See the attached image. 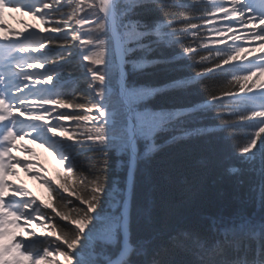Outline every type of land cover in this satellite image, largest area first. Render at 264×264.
I'll return each mask as SVG.
<instances>
[{
  "label": "snow or ice",
  "instance_id": "1",
  "mask_svg": "<svg viewBox=\"0 0 264 264\" xmlns=\"http://www.w3.org/2000/svg\"><path fill=\"white\" fill-rule=\"evenodd\" d=\"M84 3L67 0L71 9L67 11L62 0H0V19L3 9L12 7L24 9L41 25H49L29 26L32 30L27 34L13 32L16 39L0 36V264H132L126 257L144 252L142 247L134 250L128 241L132 170L141 158L138 143L144 142L143 157H147L157 149L158 133L178 132L170 142L202 133L206 130L187 129L186 125L195 113L218 107L229 110L227 118L221 116L227 130L238 128L249 133L246 142L236 148V155L249 171L258 173L259 184L252 190L258 191L264 211V84L259 82L264 77V0H99L98 5L92 0L88 8L94 11L80 15ZM138 8L154 11L160 18L151 23L133 19ZM219 13L232 21L215 29L226 37L218 41L226 47L215 50L222 61L214 67L205 65L191 79H176L169 86L180 88L199 82L215 69L231 65L229 90L191 107L139 110L141 101L161 89L131 87L125 80L126 57L143 53L144 58L131 62L134 70H143L173 59L163 55L147 58L149 54L182 46V55L194 64L197 56L207 60L209 57L197 53L188 41L199 35L201 20L214 24ZM85 25L92 27L81 31ZM238 28L247 31L236 35ZM94 32L104 35L94 36ZM241 40L258 44L245 47L235 43ZM57 47H64V53L54 52ZM250 55L255 59L249 60ZM76 57L85 62L82 78H87L90 91L81 95L91 97L86 103L69 102L65 91L73 79L67 66ZM240 60L245 63L233 65ZM117 77L118 86H114ZM217 101L222 103L217 105ZM66 121L75 122L71 131L63 123ZM25 138L51 151L64 169L58 184L44 169L33 174L32 178L48 189V201L38 200L23 184L8 180L9 176H19L18 167L26 173L40 167L13 155L23 150L35 156L33 150L18 147L17 141ZM109 153L129 154L125 190L110 182ZM77 157H81L79 162ZM244 171L237 166L226 170L237 183H243L239 177ZM208 219L211 240L186 230L172 237L191 243L195 264H264V217L259 222L244 214ZM37 230L43 240L31 239ZM118 236H123L119 258H108L104 246ZM180 246L186 245L181 242ZM151 264L164 262L154 259Z\"/></svg>",
  "mask_w": 264,
  "mask_h": 264
},
{
  "label": "trees",
  "instance_id": "2",
  "mask_svg": "<svg viewBox=\"0 0 264 264\" xmlns=\"http://www.w3.org/2000/svg\"><path fill=\"white\" fill-rule=\"evenodd\" d=\"M90 2L85 0L81 15L94 11L88 8ZM135 11L133 19L151 23L160 18L154 11H146L143 8ZM200 24L199 35L188 42L197 48V53L207 55V60L202 61L197 56V62L194 64L186 55H182V46L149 54L147 58L163 55L173 59L143 70H134L131 63L144 58L143 53L136 52L127 57L129 62L126 64V82L131 87L161 89L154 96L141 101L139 109L158 111L162 108L191 107L203 103L212 95H220L229 90V80L232 76L230 71L224 70L225 68L215 69L196 83L180 88L169 86L176 79H191L197 71H203L205 65L214 67L217 61H222L223 57H217L215 50L203 47L208 31L203 26V20ZM101 35L104 33L99 32L97 36ZM63 49L64 47H57L54 51L58 50L59 54H62ZM113 82L116 86V79ZM81 93L79 89L68 95V101L86 103L89 99ZM221 103L222 101L216 102L217 105ZM228 111L227 108L218 107L215 110L195 113L186 128H203L206 131L193 132L179 141L170 142L174 134L179 135L178 132L158 133L155 138L157 149L147 157H143L144 142L138 143V156L141 158L138 160L134 176L129 232L132 248L138 250L142 247L144 252H132L129 257L132 264H151L154 259L162 260L164 264H195V249L191 243L183 241L182 237L177 240L172 237L186 230L211 240L209 217L221 214L225 217L236 214H264L260 208L258 191L252 190L253 186L259 184L260 177L258 173L249 171L248 165L241 164L240 157L236 155V148L246 142L247 133L238 128H225L221 116L227 118ZM80 159L81 157H77L78 162ZM107 159L110 166V182L115 181L119 188L124 190L129 154L109 153ZM232 166L245 170L239 177L243 183H237L236 177L227 174L226 170ZM61 175L60 172L57 173V183ZM71 207L70 205L69 208ZM258 209L260 212H257ZM121 240V236H118L113 243L104 246V251L109 254L108 258H115L119 253ZM181 242L186 246L181 247Z\"/></svg>",
  "mask_w": 264,
  "mask_h": 264
},
{
  "label": "rangeland",
  "instance_id": "3",
  "mask_svg": "<svg viewBox=\"0 0 264 264\" xmlns=\"http://www.w3.org/2000/svg\"><path fill=\"white\" fill-rule=\"evenodd\" d=\"M27 0H24V2H26ZM12 11V16L11 18H8V22L9 24L6 25V23L3 25L4 27H0V32H4L7 31V36H9L12 39H16L15 37L12 36L13 32H20V33H25L27 34V31H31L32 29L29 26L35 25L37 27H43L44 25H41L39 20L33 19L31 15L26 14V11L24 9L21 10H16L14 8L10 9ZM223 13H219L218 14V19L216 20L217 22H219L223 27L225 25V23H231L232 21H227L223 19ZM0 23H4L3 21H1ZM5 35V36H6ZM240 44H243L242 42H247V45H245V47H255L257 46L258 42H254V41H238ZM262 53H256L255 55H260ZM255 55H250L249 58H253L255 57ZM77 58V57H76ZM71 60V58L69 59ZM77 60V59H75ZM74 60V62H75ZM40 71V70H38ZM141 111L144 110H148V111H156V110H151V109H139ZM17 116H19V113H16ZM55 115V114H54ZM20 119H24L25 117L20 116ZM27 122V121H26ZM23 147H27L28 149H31L35 152V156L30 155L26 152H24L23 150H20L17 157H19L22 161L24 162H28V163H33L36 165H39V168H35L33 169V173H26L24 171V169L22 167H18L16 169V171L19 173L18 177H14V176H9L8 180L12 183H15L17 185L23 184L25 187H27L34 195L35 197H37L38 199L42 196V198H45L47 195L46 189L44 187V185L32 178L33 174L36 171H41V169H44V167H51L52 164H55L58 160L54 157V155L51 152H46L44 147H41L39 143H29L28 142V138L25 142V144L22 145ZM21 148V149H22ZM47 173V171H46ZM41 174H44L43 172H41ZM51 176V173L50 175ZM32 240H43V237L39 236V230H37V236L36 237H32ZM27 242H31V241H26Z\"/></svg>",
  "mask_w": 264,
  "mask_h": 264
},
{
  "label": "water",
  "instance_id": "4",
  "mask_svg": "<svg viewBox=\"0 0 264 264\" xmlns=\"http://www.w3.org/2000/svg\"><path fill=\"white\" fill-rule=\"evenodd\" d=\"M125 79H126V71H125ZM135 168H136V162H135V165H134L133 170H132L133 171L132 184H133ZM128 184H129V170H128V177H127V187H128ZM129 206H130V204H129ZM129 212H130V207L128 208V214H129ZM257 212H260V209H258ZM257 214H253V215H255V216L259 217V218H262L264 216V214H261V215H259V214L257 215ZM128 241H129V233H128ZM122 247H123V236H122ZM117 258H119V256ZM126 258H128V257H126Z\"/></svg>",
  "mask_w": 264,
  "mask_h": 264
},
{
  "label": "bare ground",
  "instance_id": "5",
  "mask_svg": "<svg viewBox=\"0 0 264 264\" xmlns=\"http://www.w3.org/2000/svg\"><path fill=\"white\" fill-rule=\"evenodd\" d=\"M8 10L7 9H3V13H7ZM9 24V22H6V25ZM6 31H4L3 33H5Z\"/></svg>",
  "mask_w": 264,
  "mask_h": 264
}]
</instances>
